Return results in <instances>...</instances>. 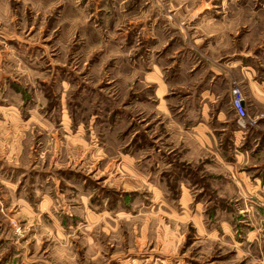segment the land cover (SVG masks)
I'll return each mask as SVG.
<instances>
[{
  "label": "rangeland",
  "instance_id": "1",
  "mask_svg": "<svg viewBox=\"0 0 264 264\" xmlns=\"http://www.w3.org/2000/svg\"><path fill=\"white\" fill-rule=\"evenodd\" d=\"M235 52L263 64L264 0H0V264H264V207L178 112Z\"/></svg>",
  "mask_w": 264,
  "mask_h": 264
},
{
  "label": "crops",
  "instance_id": "2",
  "mask_svg": "<svg viewBox=\"0 0 264 264\" xmlns=\"http://www.w3.org/2000/svg\"><path fill=\"white\" fill-rule=\"evenodd\" d=\"M252 52L250 54L235 52L236 59L226 63L227 65L224 64L225 68L212 61L208 62L198 55L205 63L202 81H199L203 84L202 91L198 83L195 92L188 95L186 99L187 108L178 111L179 115L181 112L185 114V121L181 124L184 130L179 118L173 128L178 127L184 131L183 141L187 149H191L187 156L189 161L217 162L225 179L238 181L239 194L242 197L248 195V192L257 198L249 204L252 208L258 206L256 209H259L261 206L264 207V195L260 192L264 181V118H261V115H264V61L257 66L251 65L255 62ZM255 55L264 57L263 53ZM212 58L215 59V57ZM231 77L238 79L241 83L248 100L249 111L254 117H260L258 119L263 131L258 132L262 134L261 136L257 131L253 130L249 133L237 126L236 114L231 106ZM222 85H226L224 93L228 94L226 104L221 105L220 101L226 97L224 93H220ZM220 133L230 134L229 145L231 146L225 151L218 149L216 139ZM257 134L258 137H256ZM255 142V146L252 147Z\"/></svg>",
  "mask_w": 264,
  "mask_h": 264
},
{
  "label": "built area",
  "instance_id": "3",
  "mask_svg": "<svg viewBox=\"0 0 264 264\" xmlns=\"http://www.w3.org/2000/svg\"><path fill=\"white\" fill-rule=\"evenodd\" d=\"M231 94V106L236 114V117L241 123H248V111L245 105V98L242 88L235 83L232 87ZM260 192L264 195V181L261 184Z\"/></svg>",
  "mask_w": 264,
  "mask_h": 264
}]
</instances>
